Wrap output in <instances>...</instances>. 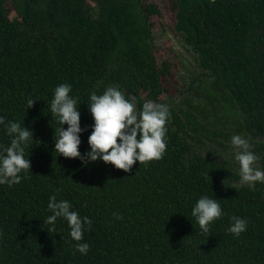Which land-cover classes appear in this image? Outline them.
<instances>
[{"label":"trees","instance_id":"trees-1","mask_svg":"<svg viewBox=\"0 0 264 264\" xmlns=\"http://www.w3.org/2000/svg\"><path fill=\"white\" fill-rule=\"evenodd\" d=\"M167 2L177 35L211 80L207 98L264 136V0ZM162 15L148 0H0V116L34 139L25 149L30 169L19 183L0 185V264H264V183L234 186L240 178L231 163L195 151L189 138L219 135L197 120L190 101L179 112L169 107L163 155L127 172L53 151L59 123L49 104L60 83L71 85L81 127L89 126L82 154L90 93L115 86L139 110L176 91L172 63L154 52L152 20ZM9 142L0 126V145ZM50 195L91 220L87 254L74 249L66 221L44 223ZM201 195L218 199L223 212L207 235L190 216ZM231 216L247 220L238 237L227 231Z\"/></svg>","mask_w":264,"mask_h":264},{"label":"clouds","instance_id":"clouds-1","mask_svg":"<svg viewBox=\"0 0 264 264\" xmlns=\"http://www.w3.org/2000/svg\"><path fill=\"white\" fill-rule=\"evenodd\" d=\"M71 93V85L60 83L54 89L49 104V113L55 117L59 127L54 129L53 151L58 156L77 158L83 166L100 160L117 169L129 171L135 162L143 163L159 159L166 149V123L170 118L166 104L145 101L139 110L136 105L126 99L115 86H108L101 94L90 93L87 109L92 117L91 131L87 136L88 150L79 151L81 133L89 126L81 127L77 98ZM34 99H27L30 108ZM67 125L65 128L64 125ZM3 126L10 137L7 146L0 145V185L9 187L22 179V173L30 169L29 158H25V149L33 141V131L15 120H7L0 116ZM231 144L239 150L234 154L238 162V174L241 183H264V170L254 167L258 157L248 150L249 144L240 135L231 137ZM46 210L50 213L44 223L54 226L57 219L66 221L68 237L77 241L74 249L80 254H87L89 244L83 241V234L91 225V220L74 210L67 199H57L56 195L48 198ZM223 215L219 200L208 195H201L190 209L192 220L198 225L201 234L209 233L213 221ZM227 231L239 236L247 228V220L238 216L230 217Z\"/></svg>","mask_w":264,"mask_h":264},{"label":"rangeland","instance_id":"rangeland-1","mask_svg":"<svg viewBox=\"0 0 264 264\" xmlns=\"http://www.w3.org/2000/svg\"><path fill=\"white\" fill-rule=\"evenodd\" d=\"M148 2L157 3L163 11L162 17H153L155 23L152 31L154 52L160 63L164 59L172 62L174 72L172 84L176 89L174 93H164L158 100L150 101L166 104L179 111L180 108L188 109L185 101L190 100L192 105L197 107L194 111L197 120L208 130L219 135L213 141L207 137L202 138V142H196L189 138V142L193 144L196 152L219 163L227 161L231 163L232 170L238 173L239 165L234 160V154L239 149L231 144V137L238 134L248 141V150L258 157L253 166L264 170V136L255 135L252 129L225 117L224 111L216 107V103L210 102L206 89L211 90V80L203 75L197 55L173 31L174 21L166 7L167 0H148ZM231 184L242 186L247 183H241L239 180L231 182Z\"/></svg>","mask_w":264,"mask_h":264},{"label":"flooded vegetation","instance_id":"flooded-vegetation-1","mask_svg":"<svg viewBox=\"0 0 264 264\" xmlns=\"http://www.w3.org/2000/svg\"><path fill=\"white\" fill-rule=\"evenodd\" d=\"M159 17H162V16H159ZM153 21V20H152ZM173 21H174V19H173ZM153 23H154V21H153ZM154 25H155V23H154ZM175 21H174V25H173V27H172V29H173V31L176 33V30H175ZM154 27V26H153ZM152 31H153V29H152ZM176 35H177V33H176ZM182 38V37H181ZM153 39V38H152ZM186 44V43H185ZM153 45H154V43H153ZM187 45V44H186ZM188 46V45H187ZM188 47H190V46H188ZM191 48V47H190ZM154 49H155V47H154ZM191 50H192V48H191ZM193 51V50H192ZM196 55H197V53L195 52V51H193ZM197 58H198V62H199V56L197 55ZM164 60H168V59H164ZM162 62V61H161ZM169 62L170 63H172L170 60H169ZM199 66H200V63H199ZM172 67H173V64H172ZM172 67H171V69H172ZM200 68H201V66H200ZM201 70H202V72H203V75L205 76V77H207V79H209L210 80V78H209V76L207 75V73L201 68ZM173 71V70H172ZM164 93H167V92H164ZM163 93V94H164ZM187 101V100H186ZM186 101H185V105H186V107H187V103H186ZM188 101H190V100H188ZM191 102V101H190ZM169 108V107H168ZM172 108H174V107H172ZM176 109V108H175ZM181 109V108H180ZM179 109V110H180ZM177 110V109H176ZM178 111V110H177ZM179 112V111H178ZM227 117V116H226ZM227 118H230V117H227ZM230 119H232V118H230ZM233 120V119H232ZM234 121V120H233ZM235 122V121H234Z\"/></svg>","mask_w":264,"mask_h":264},{"label":"water","instance_id":"water-1","mask_svg":"<svg viewBox=\"0 0 264 264\" xmlns=\"http://www.w3.org/2000/svg\"><path fill=\"white\" fill-rule=\"evenodd\" d=\"M192 1V0H191Z\"/></svg>","mask_w":264,"mask_h":264}]
</instances>
